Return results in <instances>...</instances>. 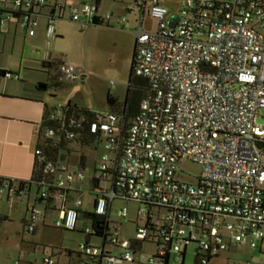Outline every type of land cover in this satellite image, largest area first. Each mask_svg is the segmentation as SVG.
<instances>
[{
  "label": "built area",
  "instance_id": "built-area-1",
  "mask_svg": "<svg viewBox=\"0 0 264 264\" xmlns=\"http://www.w3.org/2000/svg\"><path fill=\"white\" fill-rule=\"evenodd\" d=\"M47 4L0 0V28L18 13L33 36L35 10ZM134 6L141 22L133 68L149 81L151 94L126 132L113 112L101 114L91 126L104 137L91 192L92 213L104 218L100 225L105 239L93 227L86 229L78 254L88 264H171L173 256L184 264L182 255L192 245L199 264H210L232 245L249 244L261 258L258 264H264V125L257 124L264 116V0H182L173 16L162 0H134ZM49 8L47 40L55 38L56 21L65 14L72 22L86 20V25L96 20L110 25L113 19L112 14L99 17L96 4L68 7L56 2ZM146 16L158 21L156 32L143 30ZM125 22L116 20L118 25ZM59 70L67 82L78 78L71 65ZM61 108L55 109L53 120H62ZM44 135L53 138L55 130ZM41 155L37 149L35 156ZM184 160L201 168L195 183L178 173ZM44 173L53 175L55 187L66 192L86 178L81 170L68 172L47 161ZM3 180L0 194L16 196ZM66 198L60 197L55 226L76 231L83 200L71 208ZM116 201L137 207L130 237L123 234V223L111 221ZM129 215L127 206L118 213L123 221ZM43 219L44 212L33 207L27 232L33 233ZM43 264L55 263L45 258Z\"/></svg>",
  "mask_w": 264,
  "mask_h": 264
},
{
  "label": "rangeland",
  "instance_id": "rangeland-1",
  "mask_svg": "<svg viewBox=\"0 0 264 264\" xmlns=\"http://www.w3.org/2000/svg\"><path fill=\"white\" fill-rule=\"evenodd\" d=\"M100 1L98 14L101 17L112 14L110 25H86V20L76 23L66 16L65 20L56 22L59 37L47 40L45 26L48 21L47 18H41L35 38L25 42L24 36L20 35L15 40L9 37L5 44H2L4 50L0 53V64L13 72L11 78L15 80L20 69H22V82L27 81L28 75L43 79L45 84L41 86H47V95L54 109H60L71 102L79 108L106 113L110 110L107 103L108 95L124 104L137 38L136 30L140 27L141 14L134 6V0ZM181 2L182 0H168L164 3L169 16L177 14ZM133 8L135 11L130 13ZM48 13L47 10L43 11L45 16ZM118 18L125 19V24L118 25L116 23ZM143 30L156 32L158 21L146 16ZM50 55L51 58L46 61L45 58ZM46 63L51 66L46 67ZM63 64L74 67L78 75L75 81L67 82L62 77L59 68ZM257 124L264 125L262 114ZM73 151L67 165L72 168L77 167L81 163L80 157L83 156V163L88 164L85 177L91 178L94 173V163L100 160L103 147L74 148ZM200 172L201 168L188 160H184L178 168V173L187 182L195 183ZM74 185L82 186L77 181ZM84 187L86 190L82 196L85 202L84 212L92 213L93 198L87 192L90 184H84ZM26 204L27 198L18 200L16 205H10V212L15 207L13 214L11 213V220L0 218V264H43L45 258H51L55 264H79L77 249L86 238L81 232L91 228V222L84 219V214L81 215L76 233L49 229L43 233L32 234L26 231L23 220ZM8 206L3 200L0 202V211L8 212ZM124 206L130 211L127 221H123L118 216ZM136 209L134 203L116 201L111 212L112 223H123L127 230L135 231V226L132 227L130 222L135 220ZM28 215L30 217L29 212ZM47 215L53 217L57 214L49 211ZM138 225L141 226L142 222L140 221ZM92 243L100 245L98 239L92 240ZM175 258L172 257L171 264H181V261H175ZM194 261V248L191 245L188 246L184 264H194ZM260 261L258 252L246 244L232 245L229 251L221 253L217 259L211 260L210 264H258Z\"/></svg>",
  "mask_w": 264,
  "mask_h": 264
},
{
  "label": "crops",
  "instance_id": "crops-1",
  "mask_svg": "<svg viewBox=\"0 0 264 264\" xmlns=\"http://www.w3.org/2000/svg\"><path fill=\"white\" fill-rule=\"evenodd\" d=\"M58 1L63 2L68 7H77L83 4L94 3L98 7V12L99 6L101 4L100 0H48V7H45L43 9L38 8L35 10V14L38 16L36 17V15H33V17L37 19L38 25L35 29V34L33 36H29L27 34V31L22 25L20 18L16 17H14L6 25L0 28V53L4 50V47L2 48V44H5V41L9 37H13L15 40L20 35H23L25 42H28L31 38H35L37 36V29L39 28L40 21L42 20L41 18H47V16L43 14V11H49V6L55 4ZM166 1L168 0H162V3L164 4ZM9 3H11V0H9ZM65 16L67 15L65 14ZM98 16L101 17L99 14ZM65 18L66 17L58 20L62 21L65 20ZM47 23L45 29L47 27ZM58 37L59 34L56 30L55 38ZM49 58H51V55L50 57L48 56V58H45L46 61H49ZM46 67H49V64L46 63ZM5 72H9L11 76H5ZM16 75V80L11 78L13 76V72L8 69V67H4L0 64V178L11 180L13 182H27L31 180L33 176L36 161L35 152L37 150L38 135L40 127L43 123L44 115L47 109L50 110L54 109L55 107L51 104V101L48 98L47 86H41L42 84H45V81H43V79L35 78L34 76L28 75V79H26L27 81L22 82V69H20L18 74ZM108 112L109 111H107L106 113ZM63 166L68 172H75L77 170H81L85 174L88 164L84 163L85 167H83V165L79 163L77 167L73 168L68 165H62V167ZM96 167L97 162L94 163V172ZM93 176L91 178H85L84 182L81 184V187H75V185H73V192H71L66 198L65 204L67 207H74L76 201L78 199H82L83 207L81 209V212L85 213V202L82 196L83 193L86 191L84 184L87 185L88 183L90 184V187L87 192L92 196L94 206L95 196L91 192L94 188ZM22 198H27L26 212L23 219L27 231V223L31 219L30 210L35 204L34 190H32L30 194L21 193L18 196L13 197H9L7 191L2 192L0 194V202L5 200L9 206L8 212L0 211V218L7 221L11 220V213L13 214V210L15 209V207H13L12 211L10 212V205H16L18 200ZM62 204V199H58L55 201L57 210L52 212L56 213L57 215L53 217L47 215V212L49 211L44 212L42 207L37 205L36 208L44 212V219L37 224L36 229L32 234L43 233L44 231H48L49 229H56L63 232L64 230L58 229L55 226L56 221L60 217L61 209L58 210V208H60ZM28 212L30 213V217L28 215ZM80 218L81 214L79 215L78 225ZM78 225L74 233L77 232ZM131 232L127 230V228L123 225V234L125 236L130 237ZM77 255L79 258V264H88L87 259L84 258V260L83 257H81L79 254Z\"/></svg>",
  "mask_w": 264,
  "mask_h": 264
},
{
  "label": "trees",
  "instance_id": "trees-1",
  "mask_svg": "<svg viewBox=\"0 0 264 264\" xmlns=\"http://www.w3.org/2000/svg\"><path fill=\"white\" fill-rule=\"evenodd\" d=\"M16 18H20V14L13 15ZM94 25H99L97 20ZM134 56V55H133ZM51 64H49V67ZM4 73V72H3ZM7 73V72H5ZM151 94V86L149 81L136 76L132 67L130 71V77L128 81L127 96L124 104H121L117 99L108 95L107 103L110 106L109 112H113L120 116L123 125V131L126 132L128 125L134 120L139 113L140 104L147 96ZM55 109H47L43 123L39 130L37 149H40L42 155L36 157L33 176L31 180L27 182H11L8 180L10 188L16 190V196L21 193L30 194L34 190V206L42 207L44 212L56 211L57 207L55 201L62 196H69L71 192L59 190L55 187V177L44 173V165L47 162H52L56 166H62L68 164V158L71 153H74V148H95L100 145L103 140V134L101 132L93 133L91 126L98 122V119L102 116L90 109L79 108L73 105L71 102L61 108L62 120H53L52 114ZM71 121H75V124H70ZM49 128L55 130L53 138H46L45 131ZM81 165L84 166V157H80ZM4 181L3 179H0ZM32 207V208H33ZM31 212V210H30ZM86 220L91 222V227L96 229L97 237L103 238L101 222L104 218H99L93 213H82ZM79 214V215H80ZM75 232V231H67ZM81 234H84L82 232ZM141 249V245L139 246ZM183 257H186V253H183ZM194 264H199L198 258L195 259Z\"/></svg>",
  "mask_w": 264,
  "mask_h": 264
}]
</instances>
